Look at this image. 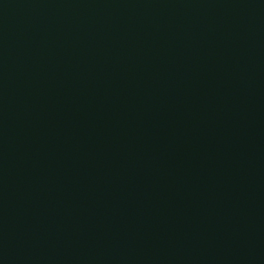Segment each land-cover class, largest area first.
Returning <instances> with one entry per match:
<instances>
[{"label":"water","instance_id":"95a60500","mask_svg":"<svg viewBox=\"0 0 264 264\" xmlns=\"http://www.w3.org/2000/svg\"><path fill=\"white\" fill-rule=\"evenodd\" d=\"M0 264H264V0H0Z\"/></svg>","mask_w":264,"mask_h":264}]
</instances>
